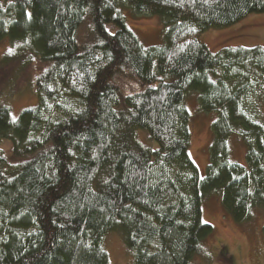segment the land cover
Listing matches in <instances>:
<instances>
[{"label":"trees","instance_id":"obj_1","mask_svg":"<svg viewBox=\"0 0 264 264\" xmlns=\"http://www.w3.org/2000/svg\"><path fill=\"white\" fill-rule=\"evenodd\" d=\"M125 5L160 17L159 43L140 41ZM262 11L264 0H0L6 62L29 67L35 95L15 116L0 104V264H109L110 229L135 264H191L213 233L206 194L236 221L264 215V120L251 106L264 44L210 51L198 38ZM192 90L215 112L202 176L188 152Z\"/></svg>","mask_w":264,"mask_h":264},{"label":"rangeland","instance_id":"obj_2","mask_svg":"<svg viewBox=\"0 0 264 264\" xmlns=\"http://www.w3.org/2000/svg\"><path fill=\"white\" fill-rule=\"evenodd\" d=\"M122 11L127 26L144 45L160 42L162 21L158 15L148 11H135L127 5ZM198 38L210 51L226 45L264 44V11L250 12L226 26L208 27ZM10 49L7 38L0 41V104L7 105L15 116L21 108L35 102V95L29 67L23 68L16 57L6 62L7 54L11 53ZM183 103L189 112V156L196 165L199 176H202L205 173L211 141L210 123L215 112L199 109L195 90L187 93ZM251 106L254 107L255 114L264 120V95L259 100L254 97ZM136 136L144 145L156 146L145 130L138 129ZM228 143L231 160L243 164L245 147L241 140L231 135ZM0 145L7 147L5 140H0ZM253 212L254 216L251 218L236 221L224 211L218 193L206 194L201 202V219L212 224L213 233L204 238L201 253H194L190 263L264 264V215L259 208ZM101 244L109 264H135L133 253L127 249L119 231L107 230L101 237Z\"/></svg>","mask_w":264,"mask_h":264},{"label":"snow or ice","instance_id":"obj_3","mask_svg":"<svg viewBox=\"0 0 264 264\" xmlns=\"http://www.w3.org/2000/svg\"><path fill=\"white\" fill-rule=\"evenodd\" d=\"M9 51H11V49Z\"/></svg>","mask_w":264,"mask_h":264}]
</instances>
